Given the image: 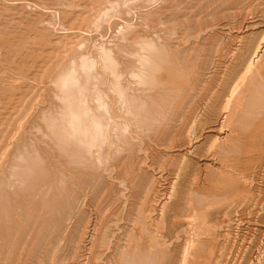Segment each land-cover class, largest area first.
I'll return each instance as SVG.
<instances>
[{
    "label": "bare ground",
    "instance_id": "obj_1",
    "mask_svg": "<svg viewBox=\"0 0 264 264\" xmlns=\"http://www.w3.org/2000/svg\"><path fill=\"white\" fill-rule=\"evenodd\" d=\"M0 264H264V0H0Z\"/></svg>",
    "mask_w": 264,
    "mask_h": 264
}]
</instances>
